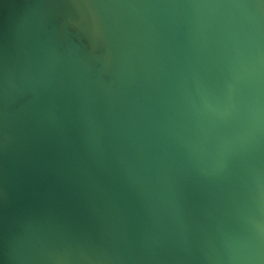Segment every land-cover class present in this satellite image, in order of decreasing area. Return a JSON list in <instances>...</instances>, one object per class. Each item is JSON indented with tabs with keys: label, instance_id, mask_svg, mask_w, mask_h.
Wrapping results in <instances>:
<instances>
[{
	"label": "water",
	"instance_id": "95a60500",
	"mask_svg": "<svg viewBox=\"0 0 264 264\" xmlns=\"http://www.w3.org/2000/svg\"><path fill=\"white\" fill-rule=\"evenodd\" d=\"M0 264H264V0H0Z\"/></svg>",
	"mask_w": 264,
	"mask_h": 264
}]
</instances>
